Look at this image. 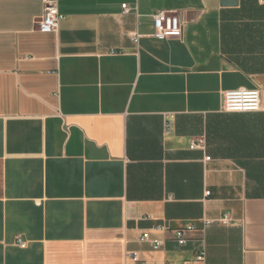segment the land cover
<instances>
[{
  "label": "crops",
  "instance_id": "0c3cea01",
  "mask_svg": "<svg viewBox=\"0 0 264 264\" xmlns=\"http://www.w3.org/2000/svg\"><path fill=\"white\" fill-rule=\"evenodd\" d=\"M237 1L59 0L42 34L41 0H0V264H264V112L222 111L264 88L222 50L264 59V0Z\"/></svg>",
  "mask_w": 264,
  "mask_h": 264
},
{
  "label": "built area",
  "instance_id": "2783aa9c",
  "mask_svg": "<svg viewBox=\"0 0 264 264\" xmlns=\"http://www.w3.org/2000/svg\"><path fill=\"white\" fill-rule=\"evenodd\" d=\"M43 4L42 15L37 22V31L42 34L56 33L59 29L60 23L65 17L59 12V0H41ZM123 13H128L130 9L124 4L122 5ZM153 19V34L156 39L181 38L183 33V26L179 17L173 12L159 11L152 15ZM138 36H135L134 41L137 42ZM222 111L226 113H257L264 112V88L255 89H237L230 90L223 93ZM191 148H203L202 142L193 143ZM209 160V157L205 158ZM209 193L207 192L206 195ZM217 222L222 225H228L230 219L227 216H222ZM210 221H205L204 226H208ZM156 230L166 231L165 226H156ZM188 229L175 230L174 240L179 246H185L188 242L186 231ZM140 241L148 243L153 250H158L162 247V242L157 239H152L149 233L145 232L141 235ZM20 247L25 244L19 242ZM125 262L127 264H146L138 253L125 252ZM205 260V248L203 244L199 245L194 253V262H203Z\"/></svg>",
  "mask_w": 264,
  "mask_h": 264
},
{
  "label": "rangeland",
  "instance_id": "374dc122",
  "mask_svg": "<svg viewBox=\"0 0 264 264\" xmlns=\"http://www.w3.org/2000/svg\"><path fill=\"white\" fill-rule=\"evenodd\" d=\"M224 43L222 44V50L225 54V58L228 62L235 63L240 65L242 68H245L247 70H250L252 72L254 71H260L264 70V59H238L234 54V44H233V38L232 35H228L227 38H225ZM216 141L214 140L212 143L214 144Z\"/></svg>",
  "mask_w": 264,
  "mask_h": 264
},
{
  "label": "water",
  "instance_id": "95a60500",
  "mask_svg": "<svg viewBox=\"0 0 264 264\" xmlns=\"http://www.w3.org/2000/svg\"><path fill=\"white\" fill-rule=\"evenodd\" d=\"M237 0H221L222 7H235L237 6Z\"/></svg>",
  "mask_w": 264,
  "mask_h": 264
}]
</instances>
